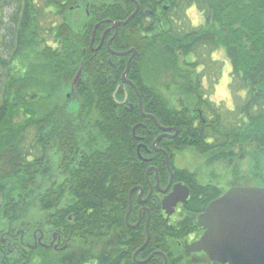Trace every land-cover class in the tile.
I'll list each match as a JSON object with an SVG mask.
<instances>
[{
  "label": "trees",
  "instance_id": "obj_1",
  "mask_svg": "<svg viewBox=\"0 0 264 264\" xmlns=\"http://www.w3.org/2000/svg\"><path fill=\"white\" fill-rule=\"evenodd\" d=\"M5 2L13 7L0 17V264H139L133 253L148 231L138 260L159 251L145 264H164L163 254L168 264H185L194 255L185 251L184 239L200 233L197 217L207 204L232 186L264 188V0H150V18L138 13L111 44L116 52L137 51L127 78L139 94L122 80L130 56L112 55L107 46L94 49L106 22L135 11L130 0L92 4L89 16L69 7L75 0ZM189 7L200 11L204 23L186 27ZM200 47L210 48L209 54L225 51L234 108L209 98L200 70L208 61ZM79 70L78 87L67 98ZM124 87L133 111L119 104ZM144 113L177 129L158 147L168 154L175 181L191 188L176 221H166L162 196L155 193L148 231L147 214L138 229L125 225L129 192L135 185L148 192L151 165L161 186L170 172L163 153L152 152L151 161L138 155L140 144L151 148L162 133ZM186 149L208 168L206 182L199 170L175 166ZM139 154L148 157L143 148ZM150 180L155 183V172ZM36 210L45 216L27 221ZM38 227L59 231L67 246L56 251L2 242L18 229L31 237ZM90 241L100 248L76 253L90 252ZM20 246L27 257L19 256Z\"/></svg>",
  "mask_w": 264,
  "mask_h": 264
},
{
  "label": "water",
  "instance_id": "obj_2",
  "mask_svg": "<svg viewBox=\"0 0 264 264\" xmlns=\"http://www.w3.org/2000/svg\"><path fill=\"white\" fill-rule=\"evenodd\" d=\"M133 14H131L124 21L113 22L112 28L115 33L111 40L108 42V48L112 53L117 56L130 55L126 70L122 75L123 83L130 84L138 93L136 85L127 78L130 71L131 62L134 59L137 51L133 48L124 52H114L111 49V42L117 36L119 28L128 24L139 11V4ZM94 41V40H93ZM82 70H79L76 75L71 91L67 94V98L72 97L75 93L79 80L81 78ZM117 90L114 94L116 97ZM139 94V93H138ZM140 99V110L142 111V99ZM127 102V96L119 104H125ZM134 105H129V110H133ZM147 117L153 118L156 125L164 132L159 135L153 143L154 150L157 149V143L161 138L165 136L174 137L177 134V129L172 127H163L158 120L153 115H146ZM135 129V128H134ZM169 131H175L174 135L168 134ZM165 153V152H164ZM166 161L167 166L170 169V158L167 153ZM171 180L166 189H160L159 183H157V188L166 193L173 183V172L170 169ZM136 189V188H134ZM134 189L130 192V210L127 215V221L129 214L132 209L131 195ZM191 190L187 185L182 183H177L173 186L172 191L166 194L162 200V208L167 215V220L175 213L176 207L179 203H186L190 197ZM143 195V190L140 189L139 199ZM150 194L145 200H140L141 202H146L149 199ZM94 203L97 200L90 197ZM148 212V219L146 223V228L148 231V226L150 222V211L146 208ZM141 221V215H140ZM139 223V222H138ZM197 224L201 229H204L203 234L197 240L193 242L184 243L185 249L188 253H205L209 260L213 263L219 264H264V188L256 186H232L228 188L220 197L211 201L205 209L198 215ZM150 234L148 231V236L145 243L135 252L134 257L136 258L138 252L143 250L149 243ZM35 246H31L34 248ZM58 248V245L55 246ZM161 254L157 251L151 254L146 260L140 261V263L148 262L154 255ZM164 264H168V258L165 254Z\"/></svg>",
  "mask_w": 264,
  "mask_h": 264
},
{
  "label": "flooded vegetation",
  "instance_id": "obj_3",
  "mask_svg": "<svg viewBox=\"0 0 264 264\" xmlns=\"http://www.w3.org/2000/svg\"><path fill=\"white\" fill-rule=\"evenodd\" d=\"M105 1H107V0H75V2H77L75 5H73V4H71V6H69L71 9H73L74 8V6H77V9H76V11L78 12V14L79 13H84V14H86V16H89V14H90V12H89V9H90V7L92 6V4H97V5H101L102 4V2H105ZM110 1H112L113 3H116L117 2V0H110ZM130 2L134 5V10L136 9V7H137V4L136 3H138L139 4V11L137 12V14L138 13H140V12H142L141 13V15H144L145 16V18L147 19H149L150 18V15H152L153 14V11H152V9H151V7H149L148 6V4L150 3V0H130ZM161 8H164L165 10L168 8V6H166V5H164L163 7H161V6H158V8H157V14L158 15H160V13H161V11H162V9ZM136 14V15H137ZM131 15V14H130ZM135 15V16H136ZM135 18V17H134ZM133 18V19H134ZM114 21H119V20H114ZM114 21H108V22H106L107 24H109L105 29H104V32H103V35H102V37H101V40L99 41V43L97 44V46H95L94 47V43H95V40H94V38H93V40L94 41H92V46L94 47V49L95 50H97V49H100V48H102V47H104V46H107V48H108V42L111 40V38L113 37V35H114V33H115V30L112 28V25H113V22ZM122 27V26H121ZM120 29V28H119ZM118 33H119V31H118ZM110 35V36H109ZM118 35V34H117ZM107 37H109L108 38V40H107ZM117 37V36H116ZM115 37V38H116ZM114 38V39H115ZM113 39V40H114ZM113 40H112V42H113ZM112 42H111V44H112ZM109 49V48H108ZM110 50V49H109ZM111 52V51H110ZM114 52H116V51H114ZM111 54L112 55H115L114 53H112L111 52ZM115 56H117V55H115ZM127 56H130V55H127ZM136 56V55H135ZM135 58V57H134ZM130 80V79H129ZM125 86L127 85H129V86H131L130 84H125V83H123ZM133 87V86H132ZM119 89H120V87H119ZM119 91V90H118ZM117 91V92H118ZM124 92H127L126 93V96H127V94H128V91H127V89L124 87ZM120 105H124V107L125 108H127V109H129V103H128V100H127V102L125 103V104H120ZM134 109H135V106H134ZM133 109V110H134ZM132 110V111H133ZM131 111V110H130ZM142 113H143V108H142ZM145 117H147L146 115H151V114H147V113H144L143 114ZM155 117V116H154ZM147 118H150V117H147ZM150 119H153V118H150ZM154 120V119H153ZM154 122H155V120H154ZM155 124H156V122H155ZM159 128V127H158ZM160 129V128H159ZM161 130V129H160ZM162 131V130H161ZM171 131H169L168 132V134H170V135H173V134H171L170 133ZM164 132L162 131V133L161 134H163ZM160 134V135H161ZM177 134H178V132H177ZM176 134V135H177ZM165 137H171V136H165ZM174 137H176V136H174ZM164 138V137H163ZM173 138V137H172ZM162 139V138H161ZM156 140V139H155ZM154 140V141H155ZM154 143V142H153ZM153 143H152V147L151 148H146L145 146L146 145H144V143H142V144H140V146L138 147V155H139V157L140 158H142L143 160H146V161H151L152 160V157L150 156V155H152V152H161V153H163L164 155H165V151L162 149V148H159L158 147V143H157V146H156V148L157 149H160V150H154L153 149ZM144 146V147H143ZM141 148H143L144 150H146L147 151V154H148V157H143L142 155H140L139 154V152H140V150H141ZM165 158H166V155H165ZM166 160V159H165ZM166 164H167V161H166ZM167 168H168V166H167ZM170 169H171V165H170ZM170 169L168 168V170H169V172H170ZM172 170V169H171ZM151 172H155V176H156V181H155V183H153L151 180H150V173ZM173 172V171H172ZM170 174V173H169ZM146 179H147V182H148V187H149V190H148V192L145 194V190H144V188L142 187V186H140V185H135V186H133L132 187V189L130 190V192L134 189V188H136V189H134V191H133V193H132V195H131V200H132V209H131V212H130V214H129V218H128V221H127V215H128V213H129V210H130V192H129V210H128V213L126 214V218H125V225H126V227L128 228V229H138V227L139 226H141V224H142V222H143V219H144V214H147V216H148V212H147V210H146V208H148L149 209V211H150V207H149V203H150V200H156V197L154 196V194L156 193V194H160L161 196H162V198H161V208H162V200H163V198H164V196L166 195V194H168L169 192H171L172 191V188H173V186L175 185V184H177V183H182V184H184V185H187V184H185V183H183V182H180V181H175V179H174V174H173V183H172V186L168 189V191L166 192V193H163V192H161L158 188H157V183H159V185H160V189H166L167 188V186L169 185V183H170V180H171V175H170V177H169V181H168V183L167 184H165L164 186H161V184H160V180H159V176H158V170H157V168H156V166H154V165H151L148 169H147V171H146ZM188 186V185H187ZM189 187V186H188ZM190 188V187H189ZM140 189H142L143 190V195H142V197L139 199V193H140ZM190 190H191V188H190ZM134 192H135V196H134ZM150 194V196H149V199H148V201H146V202H141L140 200H145L146 198H147V196ZM190 195H191V193H190ZM90 197H92V196H90ZM89 197V198H90ZM92 198H94V197H92ZM190 198V197H189ZM188 198V199H189ZM94 199H96V198H94ZM90 200H91V198H90ZM97 200V199H96ZM188 201V200H187ZM91 202L94 204V205H97V203H98V201H97V203H94L92 200H91ZM187 203V202H186ZM186 203H179L178 204V206L176 207V211H175V213L167 220V215H166V213H165V211L163 210V208H162V210H163V213H164V216H165V219H166V221H170V220H173V216L174 215H176V214H178V218L180 217V216H182V213H183V211H182V207H183V205H185ZM134 214H137L138 215V219L137 220H134ZM134 216V217H132V216ZM140 215H141V221H140ZM150 217H151V211H150ZM133 218V219H132ZM148 219V218H147ZM177 220V219H176ZM176 220H174V221H176ZM139 222V223H138ZM200 228V227H199ZM203 231H204V229H201V231H200V233L199 234H196V233H193V234H191L189 237H187V238H185L184 239V242H183V245H184V243H185V241L187 240L188 242H193V241H195V240H197L198 238H200V236L203 234ZM18 232V230H16L14 233H8V235L6 236H2V242L4 243V244H7V246H9V245H11V243H13V241H15V242H18V244H20L22 247H27V248H29V249H35V248H37V247H39V246H41V247H43V248H53V249H55L56 251L58 250H62L64 247H66L67 246V244H68V239L67 238H63V236L60 234V232L59 231H57V230H49V229H42V228H40V227H38V228H35L33 231H32V234H31V237L30 236H28L27 234H25V231H22V232H19V233H17ZM92 242H94V241H90V243H89V245H90V248H91V250L90 251H93V250H96V249H94L93 248V243ZM32 244H36L35 245V247L34 248H31V246H33ZM56 245H58V248L56 249L55 248V246ZM184 248H185V246H184ZM20 251V254H22L24 257H27V254H26V252H25V254L21 251V249L19 250ZM137 251V250H136ZM135 251V252H136ZM185 251H186V249H185ZM135 252L133 253V260L134 261H136L137 263H139V264H145V263H140V261H143V260H138L137 259V256H136V258L134 257V254H135ZM187 252V251H186ZM139 253V252H138ZM188 253V252H187ZM93 253H91V255H92ZM188 254H193V255H200V254H204L205 256H207L205 253H203V252H201V253H188ZM138 255V254H137ZM208 257V256H207ZM91 261L90 262H88L87 264H98L97 262V260H93V259H90ZM146 260V259H145ZM213 263V262H212Z\"/></svg>",
  "mask_w": 264,
  "mask_h": 264
},
{
  "label": "rangeland",
  "instance_id": "obj_4",
  "mask_svg": "<svg viewBox=\"0 0 264 264\" xmlns=\"http://www.w3.org/2000/svg\"><path fill=\"white\" fill-rule=\"evenodd\" d=\"M14 0H12L13 2ZM12 7L7 5L5 0H0V17H7L12 12ZM77 14V12H75ZM57 21H60L58 17H56ZM187 19H189V25H186L187 28L190 26H198L204 23V17L200 13V11L196 7H189L187 11ZM210 49V48H209ZM209 49H204L200 47L197 51L198 53H201V55H205V61H208V66L205 68L200 67V70H202L205 74L204 78V86L206 89L207 94L209 95V98L215 101L218 104H222L223 106H226L227 108H234L235 104H237V100L235 99V94L231 91L232 89V78H231V71L232 67L230 64V61L228 60L225 51L219 50L215 51L212 54H209ZM205 53V54H204ZM210 59L216 61L213 64H210ZM212 78H215L211 80ZM237 95H244V90L238 89L235 91ZM175 166L178 168H189L190 170H199L204 180H206L208 168L202 165L201 158L190 149H186L183 152L178 153L177 158L175 160ZM226 171V170H225ZM223 173V172H222ZM226 172L223 173L225 175ZM223 184V183H222ZM34 215L36 218L32 217L33 219H26L27 221L35 222L39 221L43 216L44 213L38 212V210L34 211ZM178 219V214L173 216V221ZM24 231L23 229H18V232ZM14 233V232H13ZM94 249L98 250L97 248H100V245L98 242H92ZM16 244L14 247L16 248L18 242L13 241L11 245ZM9 245V246H11ZM35 246L36 244H32ZM15 248L11 249L10 252H14ZM27 248V247H26ZM21 251L25 254V250H23L20 246ZM88 251V250H87ZM86 249H83L79 252H76L77 254L83 253V254H90L93 253V251L87 252ZM20 252V251H19ZM19 256L24 257L22 254L19 253ZM61 263V260H60ZM185 264H211V261L207 258V256L202 255H194L189 256L185 258Z\"/></svg>",
  "mask_w": 264,
  "mask_h": 264
},
{
  "label": "bare ground",
  "instance_id": "obj_5",
  "mask_svg": "<svg viewBox=\"0 0 264 264\" xmlns=\"http://www.w3.org/2000/svg\"><path fill=\"white\" fill-rule=\"evenodd\" d=\"M132 14H133V13H132ZM128 17H129V16H128ZM128 17H127V18H128ZM127 18H126V19H127ZM126 19H125V20H126ZM119 21H124V20H119ZM114 22H115V21H114Z\"/></svg>",
  "mask_w": 264,
  "mask_h": 264
}]
</instances>
